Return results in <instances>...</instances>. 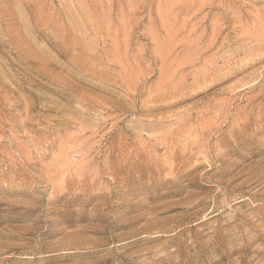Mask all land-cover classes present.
<instances>
[{
    "label": "rangeland",
    "instance_id": "374dc122",
    "mask_svg": "<svg viewBox=\"0 0 264 264\" xmlns=\"http://www.w3.org/2000/svg\"><path fill=\"white\" fill-rule=\"evenodd\" d=\"M0 264H264V0H0Z\"/></svg>",
    "mask_w": 264,
    "mask_h": 264
}]
</instances>
